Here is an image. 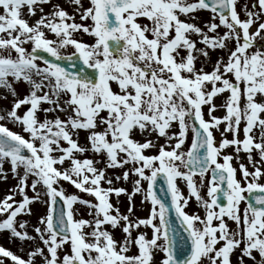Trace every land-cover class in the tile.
Listing matches in <instances>:
<instances>
[{"label":"rangeland","instance_id":"rangeland-1","mask_svg":"<svg viewBox=\"0 0 264 264\" xmlns=\"http://www.w3.org/2000/svg\"><path fill=\"white\" fill-rule=\"evenodd\" d=\"M234 5L221 20L199 0H140L111 54L96 0H0V131L33 151L0 153V264H167L160 171L197 236L191 264H264V218L241 200L264 187V9ZM36 48L82 53L99 84L70 82ZM191 112L220 142L214 165L234 160L228 211L209 172L186 168ZM58 196L71 239L51 228Z\"/></svg>","mask_w":264,"mask_h":264},{"label":"water","instance_id":"water-1","mask_svg":"<svg viewBox=\"0 0 264 264\" xmlns=\"http://www.w3.org/2000/svg\"><path fill=\"white\" fill-rule=\"evenodd\" d=\"M135 2L136 0H97L98 11L105 22L103 43L108 52L117 53L122 48L123 43L118 36V32L122 30L121 11ZM201 4L218 13L222 18L228 16L233 9V0H201ZM260 4L264 8V0H260ZM30 56L41 59L60 75L73 82L96 85L101 78V71L90 67L81 53L62 56L46 49L36 48L30 52ZM191 120L195 126V140L186 165L192 173L200 174L205 172L211 164L209 158L210 142L197 116H191ZM0 152L23 158L33 156L32 151L24 143L1 132ZM211 175L212 181L220 184V187L216 190L217 196L214 202L221 208H226L230 204L225 196L229 189L230 177L221 168L211 169ZM150 192L164 212L163 221L165 234L168 238L167 264H190L196 256L197 243L193 230L178 210L173 188L165 172L160 171L155 174L151 182ZM54 201L52 229L61 237H69L71 235V224L65 202L61 196L56 197ZM247 201L253 211L264 213L263 188L251 189Z\"/></svg>","mask_w":264,"mask_h":264},{"label":"flooded vegetation","instance_id":"flooded-vegetation-1","mask_svg":"<svg viewBox=\"0 0 264 264\" xmlns=\"http://www.w3.org/2000/svg\"><path fill=\"white\" fill-rule=\"evenodd\" d=\"M138 1H140V0H138ZM128 9H130V8H128ZM249 140H247V141H244V142H242V144L244 145V146H247V144H249ZM220 145V142H216L215 140L213 141V144H212V146H211V151H210V157H211V165H210V168H213V167H223V168H225V169H227L228 171H229V173L231 174V180H232V171H231V163H233L234 162V160H233V158L231 159V158H229L227 155H225V154H221L222 155V157H223V159H224V162H221V163H219V164H217V165H214L215 163H214V161H213V158H214V155L216 154V153H218L219 152V149H218V147L217 146H219ZM217 147V148H216ZM215 150V151H214ZM214 151V152H213ZM212 152H213V155H212ZM221 164V165H220ZM210 168H209V170L207 171V172H205L204 174H207L208 172H209V174H210ZM256 186H260V185H256ZM252 187V186H251ZM250 187V188H251ZM250 190V189H249ZM248 190V191H249ZM214 192H215V188H214V190H213ZM231 193H232V191H231V185H230V188H229V190H228V193H227V195L231 198V201L233 200V198H234V195L232 196L231 195ZM248 193V192H247ZM247 193H246V195H247ZM246 195H242L241 196V200L242 201H244L245 202V196ZM213 196H214V194L210 197L211 199H210V201H211V204L213 205ZM246 203V202H245ZM247 204V203H246ZM231 207V206H230ZM229 207V208H230ZM229 208L228 209H224V210H219V211H228L229 210ZM247 208H248V211H249V213H250V215L251 216H253V217H257V218H259V217H261V218H264V214H258V213H255V212H253V211H251L250 209H249V207H248V205H247ZM210 218L211 219H213L214 218V216H210Z\"/></svg>","mask_w":264,"mask_h":264},{"label":"bare ground","instance_id":"bare-ground-1","mask_svg":"<svg viewBox=\"0 0 264 264\" xmlns=\"http://www.w3.org/2000/svg\"><path fill=\"white\" fill-rule=\"evenodd\" d=\"M180 208H181V206H180Z\"/></svg>","mask_w":264,"mask_h":264}]
</instances>
